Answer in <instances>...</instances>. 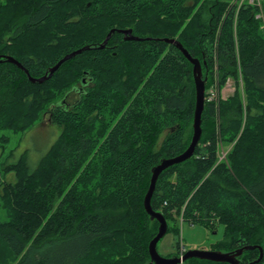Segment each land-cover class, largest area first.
<instances>
[{
	"label": "trees",
	"instance_id": "16d2710c",
	"mask_svg": "<svg viewBox=\"0 0 264 264\" xmlns=\"http://www.w3.org/2000/svg\"><path fill=\"white\" fill-rule=\"evenodd\" d=\"M238 1L0 2V55L32 77L89 46L42 82L0 62V130L24 131L46 114L60 128L48 147L39 141L34 167L25 157L0 163V264H153L158 222L143 206L151 168L187 147L195 104L192 65L165 37L205 62V99L192 156L161 171L151 206L174 234L179 220L211 231L223 224L213 249L260 245L254 264H264V32L257 8ZM127 28L142 39H124ZM229 77L242 88L222 98ZM11 168L15 182L5 179ZM258 255L244 249L238 259Z\"/></svg>",
	"mask_w": 264,
	"mask_h": 264
},
{
	"label": "water",
	"instance_id": "95a60500",
	"mask_svg": "<svg viewBox=\"0 0 264 264\" xmlns=\"http://www.w3.org/2000/svg\"><path fill=\"white\" fill-rule=\"evenodd\" d=\"M114 29H111L107 35L105 36L101 46H104L108 38L110 37L111 33ZM120 31L124 34V39H142L138 36L132 34L131 28L127 29H120ZM165 42L174 44L182 54L187 58V60L192 65V75L193 81L195 86V104H194V111H193V120H192V135L187 147L179 154L172 156V157H164L161 158L159 163L154 165L151 168V176L149 181L148 189L144 195L143 199V206L149 218L151 220H157L158 226L155 235L150 239L148 243V253H149V263L153 264H182L189 258H198V259H206L215 262H226L229 264H240L238 256L242 254L244 249H252L258 248L259 255L253 261L247 264H254L258 263L263 256V250L260 245H245L239 247L232 251H222L218 249H200V248H189L186 249L182 254H171L169 256H162L157 250V243L158 241L166 234L168 229V223L161 212L155 211L151 206V196L153 194L155 183L158 178V175L161 173L162 170L171 166L173 164L181 163L188 158H190L195 150L196 145L199 142L201 137V114L204 108V92H205V80H206V73L202 71V64L205 62H201L198 58L193 57L188 50L182 45V43L173 37H165L162 38ZM89 46L85 45L79 49L71 51L64 56H62L55 64L50 66L48 70L39 77H32L28 70L14 57L10 55H0V62L4 59L11 63H14L19 68L23 69L26 73L28 79L32 82H42L46 78L50 77L55 70L58 69L60 64L65 60L73 57L75 54L81 52L82 50L87 49Z\"/></svg>",
	"mask_w": 264,
	"mask_h": 264
},
{
	"label": "rangeland",
	"instance_id": "374dc122",
	"mask_svg": "<svg viewBox=\"0 0 264 264\" xmlns=\"http://www.w3.org/2000/svg\"><path fill=\"white\" fill-rule=\"evenodd\" d=\"M0 2L4 3L5 0H0ZM244 2H248L257 8L255 17L260 19L261 28L264 32V0H239L238 4L240 5ZM213 64V71L215 73L214 81H218V65L216 66L217 59ZM241 82L242 81L240 80V83L237 82L235 84L234 80H230L227 86V88L229 89H227L225 93H223L222 88H219L220 96L222 98H226L227 96L231 95L234 92L237 84L241 89ZM213 86L215 87V82L213 83ZM47 120L48 116L46 114L45 116H42L41 119L36 121V124L21 132H13L8 129L0 130V163L2 162V160H4L5 164H14L18 161L17 159H19L20 157H25L26 163L29 168L33 166L36 163L34 157H36V154L38 155L40 152L41 146H39V141H44L45 144L47 142L48 147L50 144L53 143V141L57 138L58 134L60 133V128H53L51 124L47 123ZM228 149L229 146L222 148L219 151V158H223ZM4 175L6 181L15 182L16 170L11 168ZM0 216L2 218H4L5 216L3 209H0ZM173 225L175 224L172 223L171 226ZM176 225L177 226L175 227L178 228V234H174V231H168L157 243V250L162 256H168L172 253L180 254V250L182 249V247H184L185 250L189 248H216L215 245H217L218 241L222 239L224 233L223 224L217 225V227L212 231L203 225L188 224L186 222H181L180 220L177 221ZM177 241L180 242V244L178 245L177 249H175ZM0 246L2 245L0 244Z\"/></svg>",
	"mask_w": 264,
	"mask_h": 264
},
{
	"label": "built area",
	"instance_id": "2783aa9c",
	"mask_svg": "<svg viewBox=\"0 0 264 264\" xmlns=\"http://www.w3.org/2000/svg\"><path fill=\"white\" fill-rule=\"evenodd\" d=\"M216 90L214 89V87L212 86V87H210L209 88V90H208V92H207V99L208 100H212V99H214L215 97H216ZM184 247H182V249L180 250V254H182L183 252H184Z\"/></svg>",
	"mask_w": 264,
	"mask_h": 264
},
{
	"label": "crops",
	"instance_id": "0c3cea01",
	"mask_svg": "<svg viewBox=\"0 0 264 264\" xmlns=\"http://www.w3.org/2000/svg\"><path fill=\"white\" fill-rule=\"evenodd\" d=\"M230 80H233V79H231L230 77L226 79V82L224 83V86L222 87L223 93H225V91H226L227 89H229V88H227V86H228V82H229ZM239 80H240V79H239ZM31 167H34V165L31 166Z\"/></svg>",
	"mask_w": 264,
	"mask_h": 264
}]
</instances>
